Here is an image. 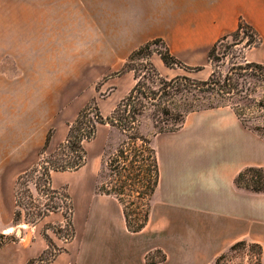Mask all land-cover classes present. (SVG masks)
Wrapping results in <instances>:
<instances>
[{
    "label": "crops",
    "instance_id": "obj_1",
    "mask_svg": "<svg viewBox=\"0 0 264 264\" xmlns=\"http://www.w3.org/2000/svg\"><path fill=\"white\" fill-rule=\"evenodd\" d=\"M34 9L49 10L41 12L44 33H52L45 23L52 16L57 18L53 33H65L68 24L79 23V50L93 51L79 55L126 57L140 45L161 39L184 64L201 67L209 48L236 30L242 17L259 35L254 57L264 63V0H0V47L5 24H10L7 10L20 20L22 12L28 15ZM154 63L159 73L174 70L160 58ZM228 109L189 120L186 116L180 129L159 134V181L148 221L135 233L127 230L116 198L95 191L98 168L88 144L98 138L97 128L96 137L84 143L87 161L81 168L51 172V188L66 187L73 201L75 234L62 252L41 264H146V254L155 249L166 258L154 264H212L241 240L262 246L264 264V192L234 182L247 167L264 169V138ZM66 134L67 128L55 131L50 144L64 141ZM47 247L39 233L28 243L24 237L5 243L0 264H28Z\"/></svg>",
    "mask_w": 264,
    "mask_h": 264
},
{
    "label": "trees",
    "instance_id": "obj_2",
    "mask_svg": "<svg viewBox=\"0 0 264 264\" xmlns=\"http://www.w3.org/2000/svg\"><path fill=\"white\" fill-rule=\"evenodd\" d=\"M241 34L250 37L245 46L255 47L260 43L257 31L241 17L236 30L224 35L209 48L207 62L212 65V70L205 80L186 75L162 78L150 59L153 52L158 54L167 67H180L185 70L192 68L185 65L166 46L163 50H152V46L163 44L161 39L150 40L134 49L119 73L133 71L135 83L115 104L112 112L103 117L95 105H85L73 121L68 123L64 141L46 154L52 138V133L48 132L39 152L40 161L17 176L14 184V224H18L21 218L19 187L25 186L27 197L33 199L28 184L37 175L42 180L40 186L37 183L33 185L38 193L41 191L50 197L60 195V191L66 190V187L51 188V172L74 171L86 163L87 150L84 143L96 137L98 124L107 123L115 127L124 134L125 139L105 159L103 170L106 171V179L97 185L96 192L116 198L121 205L126 228L133 233L141 231L146 225L150 200L159 181L156 150L152 146L151 138L139 131L144 113L151 112L155 129L153 135H156L177 131L191 112L228 107L245 128L264 138V63L247 61L244 57L232 54L230 64L223 69L218 56L220 45L225 39L231 37L232 45H235ZM200 69L201 66L194 68ZM234 182L243 189L262 193L264 169L247 167L235 177ZM61 195L72 211L74 206L71 203L70 207V195L67 192ZM55 209L56 206H47L45 210H37L31 215L42 218ZM66 225L69 232L57 235L62 242H68L75 233L70 217H67ZM53 232L56 235L54 230ZM41 236L48 247L28 264L47 263L64 250L56 245L48 233L43 232ZM11 240L13 241L7 238L0 242V246ZM156 254L159 257L155 258ZM262 254L263 248L259 243L241 240L220 253L212 264H262ZM165 258L160 249H155L146 254L145 261L147 264H154L164 261Z\"/></svg>",
    "mask_w": 264,
    "mask_h": 264
},
{
    "label": "rangeland",
    "instance_id": "obj_3",
    "mask_svg": "<svg viewBox=\"0 0 264 264\" xmlns=\"http://www.w3.org/2000/svg\"><path fill=\"white\" fill-rule=\"evenodd\" d=\"M47 11L34 9L28 15L21 11L23 15H20V20L13 18L11 10L10 13L7 10L8 14L5 15L10 24H5L4 41L0 47V242L7 238L13 239L8 242H15L24 237L25 243H28L30 237L43 232L57 240V235L69 232L67 217H70L75 231L74 209H69V203L61 195L66 192L69 194V191L61 190L57 197H50L41 191L38 193L33 185L37 183L40 186L42 180L37 175L28 184L33 199L27 197L25 186L19 187L21 218L15 225L16 178L40 161L39 152L48 132L53 136L55 131L59 132L63 128L68 131V123L74 118L68 119L76 116L89 103L92 107L95 105L103 117H107L135 83L133 71L119 73L128 56L79 55L81 51L93 52L86 48L79 50V23L68 24L65 33H53L57 18L52 16L45 19V23L50 24L49 28L52 26V33H44L46 27L42 26L44 18L41 12ZM17 21L19 24L12 27L11 23ZM11 28L16 32H12ZM57 28L59 32V26ZM83 36L89 35L83 33ZM249 38L241 34L235 45H232L231 37L221 43L218 56L223 69L230 64L232 54L257 62L253 46L244 45ZM165 46L167 44L163 41V44L154 45L151 49L163 50ZM158 58L156 52L151 54L154 65ZM189 67L192 69L174 67V70L158 73L166 79L186 75L205 80L212 70L208 62L200 70H194L197 66ZM218 112L227 113L230 110L212 108L194 111L187 116L189 120ZM154 130L151 112L148 111L141 117L139 131L151 138L152 146L157 150L162 144V137L153 135ZM124 139V134L115 127L107 123L98 124V138L88 144L91 161L98 168L95 191L97 185L106 179V171L103 170L105 159ZM57 145L50 144L46 154ZM71 203L73 201L70 207ZM47 206H56V209L47 212L42 218L31 215L37 210H45ZM57 242L59 247L67 243L60 239Z\"/></svg>",
    "mask_w": 264,
    "mask_h": 264
}]
</instances>
